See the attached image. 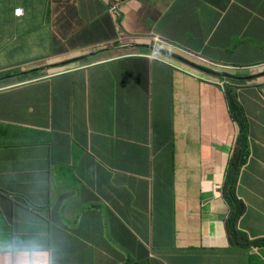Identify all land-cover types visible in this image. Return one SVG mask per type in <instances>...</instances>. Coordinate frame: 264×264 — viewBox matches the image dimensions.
<instances>
[{"label":"crops","instance_id":"1","mask_svg":"<svg viewBox=\"0 0 264 264\" xmlns=\"http://www.w3.org/2000/svg\"><path fill=\"white\" fill-rule=\"evenodd\" d=\"M73 1L0 0V20L16 34H28L35 28L37 14L51 5ZM238 3L121 0L118 13H109L99 24L101 3L87 0L91 5L90 32L107 40V56L112 60L73 76L55 78L59 88L56 95L66 109L63 111L71 124L73 143L71 155L65 142L68 152L62 148L57 174L38 180L32 190H27L23 182L10 175L8 160L0 150V184L25 193L46 208L44 217H37L0 198L1 239L2 233L14 230L18 238L41 240L40 246L0 249V264H9L4 259L28 263L36 254L43 255L47 264H128L127 257L135 263L147 256L155 258L150 264H264V247L259 252L248 250V254L228 249L223 223L209 221L207 215L226 214L219 191L231 146L239 133L221 93L186 70L170 67L172 63L162 66L141 58L123 59L126 51L116 41L120 29L129 34L136 33L133 30L155 32L203 58L239 62L248 53V46L239 41L242 27L234 19ZM16 7L24 8V17L14 16ZM191 12L197 16L190 15L186 24L182 17ZM17 54H24L22 60L35 65L48 62L27 44L17 49ZM22 86L28 87L25 82ZM252 97L248 109L243 110L249 156L236 185L238 196L250 208L247 220L239 222L238 227L249 236L246 227L258 225L264 233V119L257 122L263 112L261 104L264 107V86ZM15 98L11 94L0 98V141L14 128L10 123L16 120L15 112L9 105ZM170 98L171 121L161 126L159 120H168L170 108L168 103L163 107L158 103ZM150 131L156 137L151 143ZM171 140L173 194L164 200L159 183L164 157L157 151L159 144ZM84 150H89L92 157ZM72 156L74 161L84 157L93 168L96 158L114 171L116 185L133 192L135 200L114 208L79 183L70 187L79 178ZM117 248L130 254L121 255Z\"/></svg>","mask_w":264,"mask_h":264},{"label":"clouds","instance_id":"2","mask_svg":"<svg viewBox=\"0 0 264 264\" xmlns=\"http://www.w3.org/2000/svg\"><path fill=\"white\" fill-rule=\"evenodd\" d=\"M61 1L55 0L57 3ZM120 1L99 0L102 7L99 24L104 22V18L109 13H118ZM90 8L91 5L87 4V0L51 5L46 12L35 16L36 22L33 30L28 34H17L16 50L24 44L30 45L36 53L44 55L42 61L48 62L35 65L28 61H20L21 64H10L11 56L16 57L19 54H14L10 50L5 56H1L5 50L0 36V75L2 71H5L6 74L0 76V98L7 94L16 96L9 105V108L15 112L16 120H11L10 123L14 125V128L3 141H0V150L8 160L7 168L10 175L23 182L27 190H32L36 186V182L44 178V175L48 177L60 171L59 155L63 147L66 149V141H68L72 155L71 124H69L66 113L55 106V103L58 102L64 107L61 99L56 95L59 88L54 84L55 78L61 75L73 76L103 66L112 60L107 56L109 49L107 40L100 39L90 32V23L88 22ZM238 9L245 16L246 24V29H244V24L241 25L242 36L239 41L248 46V53L244 60L239 62L215 60L206 56L203 58L198 54L183 50L177 45L179 42L155 32L145 34L144 31L133 30L136 33L129 34L120 29L118 31L120 35L117 36L116 41L121 43L122 51H126L123 59L141 58L150 64L162 66L172 63L169 65L170 67L175 65L177 69L186 70L193 77H199L197 80L211 83L221 93L227 103V108L230 102H235V105L240 109L241 118L246 127L247 120L243 106L252 102L253 92L264 86V0H239ZM14 12L16 18L25 16L23 7H16ZM188 17L186 13L182 17L186 24L189 20ZM1 30L2 28H0V32ZM116 41L114 40V43ZM188 69L194 70L199 75L189 72ZM43 71H47L46 74L36 75ZM24 82L28 87L22 86ZM37 87L42 90L37 91ZM33 92H37L38 96L33 95ZM166 103L170 108L169 118L167 121L159 120L161 126H165L171 121V98L160 101L158 105L163 107ZM238 136L231 146L227 164L233 154ZM155 138L150 131V143ZM245 139L248 143L246 128ZM84 151L92 157L89 150ZM157 153L164 157V163L160 167L159 183L164 200H166L173 194V141L159 144ZM94 160L96 161L95 168L88 165L84 157L74 161L72 156V164L79 178L74 180L70 187H77L79 183L85 191L94 193L99 196L102 203L114 208H120L126 202L135 200L133 192L123 190L116 185L113 170L105 167L96 158ZM226 168L227 165L223 177L226 176ZM223 184L222 182L219 193L220 199L227 208L226 214H207L210 217L209 221L223 223L228 249L239 250L244 254H248V250L259 252L264 247V233L259 231L258 225L252 228L246 227L252 236L239 230V222L244 223L247 220L250 208L238 194L243 206L239 205L233 211L239 215L232 223L235 242L230 243L225 224L230 214V207L222 196ZM208 192L211 195L214 194L213 190ZM0 198L33 216L44 217L43 213L46 212L43 205L35 204L25 193L17 192L12 187L1 184ZM2 203L0 201V210ZM7 244L1 245L0 249H7ZM117 250L121 255L130 254L129 251L121 248H117ZM127 259H129L128 264H131V258L127 257ZM154 260L153 256H147L132 264H150ZM3 261L9 264H21L19 260L15 262L4 259ZM22 264H47V262L43 255L36 254L32 256L30 262Z\"/></svg>","mask_w":264,"mask_h":264},{"label":"trees","instance_id":"3","mask_svg":"<svg viewBox=\"0 0 264 264\" xmlns=\"http://www.w3.org/2000/svg\"><path fill=\"white\" fill-rule=\"evenodd\" d=\"M5 71H2L0 76H4ZM33 95L38 96L37 92H33ZM231 119L239 126L240 132L237 138L233 154L228 161L226 168V176L223 181L222 196L226 203L230 207V214L225 222L226 230L228 233L230 243L235 242V235L233 232L232 223L234 219L239 215L234 213V209L239 205L243 206L242 200L238 198L236 193V181L241 167L246 163L249 156V144L245 139V123L241 118L240 109L235 105V102H230L228 107Z\"/></svg>","mask_w":264,"mask_h":264},{"label":"rangeland","instance_id":"4","mask_svg":"<svg viewBox=\"0 0 264 264\" xmlns=\"http://www.w3.org/2000/svg\"><path fill=\"white\" fill-rule=\"evenodd\" d=\"M241 12L242 11L238 9V15L234 16V19L237 21L239 27L242 24H244V29H246L245 16ZM190 15H196L197 16V13L188 14V16H190ZM234 24H235V22H234ZM0 28H2V30L0 32L1 40L3 42L2 46L5 50V52L3 54H1V56L2 55L5 56L7 54V52L10 50H12L14 52V54H17V50H16L17 44L15 43V39L18 37V35L16 34V32L13 29L9 28L7 26V24H5L2 21H0ZM24 57H25L24 54H19L15 57V60L10 62V64H21L20 61H23L22 59ZM7 58H8V56H7ZM188 71L193 73V74L199 75V73H196L192 69H188ZM41 90L42 89L40 87H37V91H41ZM55 106L58 107L59 109L66 110L65 107H62L61 104H59L58 102L55 103ZM260 108L263 109V112L259 115V120L257 121L259 123H261L262 120L264 119L263 104H261ZM243 109L244 110L248 109V106H243ZM44 178H48L47 175H44ZM51 196H53L52 191H51ZM51 232H52V227H51ZM25 233H26V231L24 232V234ZM6 243H8L6 246L8 248H11L13 245L14 246H40L41 240L39 238L32 237V236H26V237H19L18 238L16 232L13 230L7 235L2 234V239L0 237V246L4 245Z\"/></svg>","mask_w":264,"mask_h":264},{"label":"water","instance_id":"5","mask_svg":"<svg viewBox=\"0 0 264 264\" xmlns=\"http://www.w3.org/2000/svg\"><path fill=\"white\" fill-rule=\"evenodd\" d=\"M172 58H175V59H177V60H180L179 58H177V57H175V56H171Z\"/></svg>","mask_w":264,"mask_h":264}]
</instances>
